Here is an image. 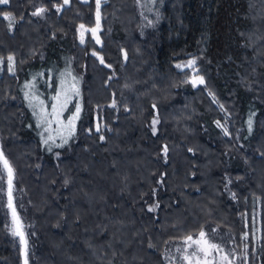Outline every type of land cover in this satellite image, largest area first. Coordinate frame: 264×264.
I'll return each instance as SVG.
<instances>
[{
  "label": "trees",
  "instance_id": "16d2710c",
  "mask_svg": "<svg viewBox=\"0 0 264 264\" xmlns=\"http://www.w3.org/2000/svg\"><path fill=\"white\" fill-rule=\"evenodd\" d=\"M137 7L136 0H102L96 43L79 37L81 25L97 23L96 0L0 4V150L18 185L12 196L24 197L21 209L5 202L8 171L0 161V264H166L167 243L208 222L246 244V264H264V37L254 43L250 35H258V8L264 29V2L159 0L145 13L146 29ZM37 8L46 11L33 16ZM4 13L15 18L11 28ZM190 59L203 84L193 86L191 68L177 67ZM66 72L78 78L81 116L66 144L52 135L45 145L54 130L38 126L40 101L51 113V93ZM35 89L36 103L25 97ZM124 124L129 130L119 136ZM118 136L121 145L130 141L125 157L141 154L146 164L143 179L133 178L134 197L122 200L103 194L89 175L120 152L108 150ZM7 207L23 228L15 220L9 229ZM122 208L132 210L128 218ZM51 212L54 224H42ZM124 218L131 242H109ZM47 236L57 245L52 258ZM132 255L139 260L129 262Z\"/></svg>",
  "mask_w": 264,
  "mask_h": 264
},
{
  "label": "rangeland",
  "instance_id": "374dc122",
  "mask_svg": "<svg viewBox=\"0 0 264 264\" xmlns=\"http://www.w3.org/2000/svg\"><path fill=\"white\" fill-rule=\"evenodd\" d=\"M82 1H87V0H82ZM158 1L159 0H136L137 6L139 5L140 7V8L137 7L139 10V13L140 15H142L141 16V26L144 27V29L150 26V21H151L149 20V18L146 16L145 13H150V12L152 13V11L155 10V5ZM254 1L260 2V0H254ZM100 2H102V0H100ZM261 2H264V0H261ZM96 3H97V0H96ZM261 12L262 10H260V8H258L257 11L254 12L255 13V16L253 17L254 29L258 31V35L256 32H251L250 34L251 36H254V43H257V41L259 42V40L264 37V29L261 28L262 23H260L263 17ZM123 21L128 22L129 20L123 19ZM100 27H101L100 25L97 27V23L91 27L85 26L83 27V29L80 27V30H79L80 39L83 36V39L85 40V37H87V34H89V36L92 38L93 41L97 43V39H99V43H100V36H99ZM261 29H263V31ZM22 30L24 33L30 31V30L29 31L27 30L26 26L23 27ZM92 30H95V32H93ZM127 30L130 31L129 29ZM251 39L253 38L251 37ZM189 61H194V60L190 59L187 61V63L180 64V66L181 68H184V67L191 68L193 72L190 77V81L192 83L194 79H198L201 76L195 73V69L193 65L186 66L188 65ZM246 72H248V70ZM62 75L58 79V83L54 87L51 93V106L53 107L54 104L58 105V103L63 102V100L66 97L68 98L67 106L63 109V111L61 112L59 116V119L66 124L68 119L76 113L77 106H79L80 104L79 98H78L79 93H80V84L78 82V78L74 74H71L70 72H66V73H62ZM198 84L199 83H197L195 86H197ZM77 90H78V94H76ZM57 93H61V98L59 102L53 99V97L57 96ZM33 97H34L33 100L36 103L41 98V93L38 92L37 89H35ZM52 107H51V112H52ZM41 108L46 110V108L41 105L40 113H41ZM80 111H81V108H80ZM80 111H79L78 118L74 122V129H75V125L79 117L81 116ZM49 118L51 119L52 117H49ZM123 126L119 127V131L117 130V126L115 127L116 128L115 130H117L118 135L119 134L125 135L127 133V130H129V128H127L128 127L127 125L124 124ZM51 127H52V130H54V132H52L51 135H57L55 132V129L58 127V125L56 123H52ZM125 128L127 130H124ZM64 134L67 135V131H65ZM119 136H118L117 141L112 143V145H110L108 150L110 152H113V151L114 152L120 151V152L114 155L108 153L109 160L108 161L104 160L103 162L99 163L101 164L98 167L99 171H96V167H95L93 169L96 172L93 173V169H92L89 175L91 176V178H93V181L90 182L91 184H94L95 182V184L98 187H100L99 189H103V190L106 189L105 193L103 194H105L107 197L110 196L112 198H116L117 200L119 199L122 200L123 197H128V196L134 197L133 191L131 190V186L136 181L133 178H135V176H139L140 180L143 179L144 173H142V171L145 172L146 164H145V161H143L144 157L141 154H139L138 158L136 157V159H133L134 158L133 154L131 156L125 157L127 153L131 151L127 148V146L130 145V141H128V139L126 138L124 140V144L121 145L119 144L120 143ZM140 150H142V148H140L139 151ZM100 168L102 170H100ZM7 180H6L5 190L3 193L4 194L3 199H5V202L6 200H9V194H8L9 182L7 185ZM99 181L101 182V184H99ZM17 186H18L17 184L15 186V178L12 177L11 200H12V204L14 203L13 204L14 206L12 205V207L13 208L19 207L20 205V209H21L20 199L24 200V197L21 195H17L16 191H15L16 192L15 195L17 196H15L14 194L12 196V192L13 190H16L15 188H17ZM19 191H20V194H22L20 189ZM85 197H86V193H85ZM93 199H95V201L97 202H101V204H103L104 207L107 204L105 203L104 196L102 197L97 194H94ZM93 199L91 197H88L87 200L93 202ZM31 205L33 206V208L35 207L34 209L37 211H41V210L44 211L42 206L38 205L37 203H32ZM104 207L101 206L99 209L101 210ZM6 210L8 212L7 220H8L9 229L13 230V228H16L15 220H16V223L18 225L20 224L21 228H23V225L18 222L19 218L14 216L8 207L6 208ZM128 211H129L128 209L122 208V212H120L119 214H121L120 215L121 217L126 216L128 218L130 214L129 212L132 210L130 209V211L129 212ZM55 217H56V214H54V212H51L47 218L41 221V223L46 226L49 224H54ZM127 222L129 221H126L125 219L122 225H120L119 227L115 226L116 229H112L114 230V232L111 234L109 242L117 243V242H124V240H126L124 237L125 236L124 228H125V223ZM165 225L167 226L168 224L166 223ZM202 231L206 233L205 239L209 242V244H215L218 246V248L213 249V248H208L205 245L193 244L192 241H189L186 239L187 237L181 240H174V241L168 242L166 245L167 246L166 247L167 249L165 252L166 264H190V261H191V264H246L245 256H246L247 246L246 244H243L241 247H238L236 245V242H233L232 232L226 229L224 230L220 229L218 226L212 225V223L210 222L206 224L205 228ZM92 232H93V229L91 228H87L84 230V234L88 233L89 235H91ZM190 236L193 237V240L199 239V234H193ZM43 242H46L47 249H48V251H46L45 256L51 257V258L55 256L56 251H57V245L52 244V242H55V241L50 239L47 236L46 239L43 238ZM126 242H131V241L127 239ZM139 244L140 243H136L134 245V248L136 247V245H139ZM126 246L127 244H124V246L121 247L119 251L122 252L126 248ZM201 247H204L205 251H200L199 249ZM194 252L196 253V255H193ZM185 257H189L190 260L186 259ZM138 260L139 258L135 257L134 255L129 257V262L131 261L137 262ZM50 262L51 264H54L52 261Z\"/></svg>",
  "mask_w": 264,
  "mask_h": 264
},
{
  "label": "snow or ice",
  "instance_id": "6c2138e0",
  "mask_svg": "<svg viewBox=\"0 0 264 264\" xmlns=\"http://www.w3.org/2000/svg\"><path fill=\"white\" fill-rule=\"evenodd\" d=\"M10 2V0H0V4H3V5H7L8 3ZM63 3L66 5L69 3V0H63ZM57 7V10L59 11V8L61 6H56ZM96 8H97V12H96V15H97V27L99 26V18H100V0H97V3H96ZM46 11L45 8H37L34 12H32V15L33 16H38V15H43V13ZM5 16L6 19L9 20V27L11 28L12 27V24L14 23L15 21V18L10 14V13H4L3 14ZM83 25H81V28L83 29ZM93 32H95V30H92ZM81 42H83V36L81 37ZM97 43H99V39H97ZM95 55V53H94ZM8 60L11 62L13 60V57H9ZM101 63H104L103 61V58L101 57V60H100ZM195 63V61H189L188 62V65L186 66H191ZM177 67H181L180 65H177ZM9 71H13V68L11 67V65L9 66ZM193 85L195 86L197 83L199 84H203L204 83V80H203V77H199L198 79H194L192 81ZM76 94H78V90L76 92ZM25 97L27 99H34V97H30L29 96V93L28 92H25ZM60 98H61V93H57V96L56 97H53L54 100H57L58 102L60 101ZM67 102H68V98L66 97L63 102H60L57 104H54L53 107H52V112L51 113H48L46 110H44L43 108H41V113L39 114L38 116V126H43V125H48L49 127L47 129H45L46 131H48L49 133L52 131L51 129V125L52 123H56L58 125V127L55 129V132L57 135L60 136V139L62 141V144L59 145V146H63V144H66L68 142V139L67 137L64 135V132L67 131V135L68 136H71L72 133L74 132V122L75 120L78 118L79 116V111H80V108L79 106H77V109H76V113L70 117L67 121V123L65 124L63 121H61L59 119V116L61 114V112L63 111V109L67 106ZM40 104L43 105V101H40ZM113 106H115V102H113ZM153 107H155V105H153ZM34 115H36V113L34 112ZM49 117H52L51 119ZM158 119L154 118L153 121H152V133L153 135L156 134V128H155V125L158 123ZM96 131L99 132L100 131V127L99 125H97V128H96ZM227 131V130H225ZM41 136L43 138V133H41ZM101 139H104L103 136H101ZM52 141L54 142L55 141V137L52 136L51 134H49L47 136V138H43V143L45 145H48L49 142ZM49 151H51V148H49ZM188 151H193L192 149H188ZM163 152L166 156L167 152H168V148L167 146L165 145L163 147ZM0 161L3 162V165H4V168L8 171V177H9V206L11 207V186H12V168L7 160V158L4 157V154H3V151L0 150ZM231 181H229L230 183ZM65 183L67 184L68 181L66 180ZM159 207L158 204H155V205H152L149 207V211H155V209ZM15 234V233H14ZM21 235V238H22V242L26 243V241H23V234L22 233H19ZM205 236H206V233L204 231H201L199 233V239L197 240H193V237L192 236H188L186 239L189 240V241H192L193 244H197V245H205L207 246L208 248H218L217 245L215 244H209V242L205 239ZM200 251H205V248L204 247H201L199 249ZM193 255H196V253L194 252ZM186 259H189V257H185ZM226 259V257H225ZM25 264H27V260H25ZM190 264H191V261H190Z\"/></svg>",
  "mask_w": 264,
  "mask_h": 264
},
{
  "label": "water",
  "instance_id": "95a60500",
  "mask_svg": "<svg viewBox=\"0 0 264 264\" xmlns=\"http://www.w3.org/2000/svg\"><path fill=\"white\" fill-rule=\"evenodd\" d=\"M8 180H9V177H8ZM8 194H9V188H8ZM11 203H12V200H11ZM11 207H12V204H11ZM13 208V207H12ZM20 230V229H19ZM23 241H24V237H23ZM22 245H23V249H24V242H22Z\"/></svg>",
  "mask_w": 264,
  "mask_h": 264
}]
</instances>
